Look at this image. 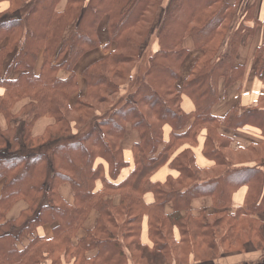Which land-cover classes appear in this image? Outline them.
Here are the masks:
<instances>
[{
    "label": "trees",
    "instance_id": "trees-1",
    "mask_svg": "<svg viewBox=\"0 0 264 264\" xmlns=\"http://www.w3.org/2000/svg\"><path fill=\"white\" fill-rule=\"evenodd\" d=\"M9 1L10 7L0 11V87L5 89L0 116L8 122L6 128L0 126V264H62L63 259H74L75 264H164L172 259L182 264L191 254L195 260L211 259L228 225L249 232L246 225L237 227L226 219L225 210L191 213L193 199L205 195L217 206H229L240 178L237 171L201 169L190 148L174 155L183 144H195L206 127L203 154L215 161L213 167L229 166L223 153L229 139L219 127L259 123V108L225 117L211 114L221 83L232 86L244 71L236 57L249 29L234 24L231 6L224 0H175L162 14L164 0ZM158 23V47L142 82L131 98L114 107ZM188 37L204 53L180 84ZM100 48L101 55L78 75L81 58ZM13 49V63L3 75L5 58ZM40 54L43 64L37 74ZM13 69L21 71L15 79L8 77ZM183 93L194 102V112L182 109ZM20 103L22 108L14 112ZM42 117L52 122L34 135ZM164 125L174 129L168 141ZM187 125L186 131L175 132ZM128 130L138 136L136 168L116 182L128 166L123 155ZM253 150L264 154V145L255 144ZM98 159L108 164L109 180ZM251 159L264 165L263 157ZM168 162L179 176L153 183V170ZM99 179L104 187L95 191ZM226 182L232 183L226 188ZM63 183L70 185L74 205L61 196ZM249 189L246 213L258 211L264 201L262 177ZM148 192L155 197L150 204L143 199ZM19 200L27 203L26 209L18 218L7 219ZM169 202L173 211L167 214ZM92 211L98 213L95 226L78 236ZM145 217L152 246L141 242ZM46 223H57L53 238L34 236L26 247H18L22 237L33 236ZM91 250L97 252L89 257L86 252Z\"/></svg>",
    "mask_w": 264,
    "mask_h": 264
},
{
    "label": "crops",
    "instance_id": "crops-1",
    "mask_svg": "<svg viewBox=\"0 0 264 264\" xmlns=\"http://www.w3.org/2000/svg\"><path fill=\"white\" fill-rule=\"evenodd\" d=\"M175 0H173L172 4ZM233 9L236 14L234 24L241 23L246 29H249L248 34L245 35L244 41L241 44L237 57L236 64L242 66L243 75L241 79L225 88L223 83L220 85V98L217 103L212 107L211 114L216 117H225L234 111L241 112L250 108H259L261 111L258 113L259 123H245L238 127H226L221 125L219 132L223 133L229 139V145L225 150L224 155L227 162H231L229 166L222 164V168L213 167L215 161L209 160L203 154V148L207 137V128H202L198 135L195 144L185 143L174 155L179 153L185 148L193 150L196 156V165L208 170L210 173L212 169L217 171H229L240 176L237 180V188L234 189L232 195V201L229 206L220 207L214 204V200L210 196L195 197L191 204V213L199 215L202 212L209 213L210 215L218 214L221 211H226L229 215L226 219L233 221L232 224H244L249 229L247 231H238L230 229V225L227 226V230L223 232L224 241L222 246L214 249V255L209 260H195L194 255L191 254L187 258L186 262L182 264H264V201L261 202L260 209L252 213H246V202L250 195L249 186L252 185L256 177L261 176L263 179L264 189V165H259L251 158H264V154L259 151H254L253 146L255 144L264 145V0H224ZM170 0H164V9L162 14L167 12L172 4ZM10 7L9 0H0V11H5ZM105 25H102L100 31V38L104 44L106 41ZM154 31V30H153ZM155 32L151 33V43L154 45V52L158 47V40L155 41ZM153 41V42H152ZM7 41L3 42L5 45ZM184 46L187 48L188 53L181 64L182 79H185L191 72L192 68L196 64L197 60L202 57L203 50L197 49L194 45L191 37H188L184 41ZM103 49L91 51L85 54L76 66L78 75L89 65L95 58L101 55ZM16 50L13 49L9 52L4 61L3 75L6 74L8 67L13 63ZM43 64V55L40 54L35 66V72L40 73ZM21 71L12 70L8 76L11 79H15L19 76ZM123 91V90H122ZM121 91V93H123ZM5 93V89L0 87V96ZM120 93V94H121ZM22 103L14 112L19 111L22 108ZM181 107L186 112H194L196 106L191 98L184 94L182 95ZM52 119L48 117H42L35 123L33 134H41L45 128L51 124ZM8 125L4 116H0V126L6 128ZM187 125L184 129L175 131L182 133L188 129ZM174 129L170 125H164L163 134L166 141H168L173 134ZM231 138V139H230ZM138 140V136L132 130H128L123 142V155L128 162V166L125 167L118 177L120 182L127 178L133 170L136 168V155L134 151V145ZM248 147V148H247ZM250 147V148H249ZM97 163H102L104 166V177L109 180L110 175L108 171V164L101 159L97 160ZM179 172L170 167L169 162L157 167L151 173V181L153 183H165L169 177L177 178ZM232 183V182H231ZM230 182H226L225 187L231 185ZM104 187L103 179H99L96 182L95 191H102ZM59 192L63 199L70 205H74V195L69 184L63 183L59 187ZM144 201L147 204L154 202V194L148 192L144 195ZM27 203L23 200L17 201L13 207L7 213V219H16L21 212L26 209ZM173 211V204L167 203L165 206V212L170 214ZM241 215H239V212ZM98 213L92 211L89 218L85 222L83 229L78 233V236H84L86 229H91L96 224ZM57 223H46L38 226L33 232V236L22 237L17 243L20 249L26 247L29 244L32 237H44L53 238L54 228ZM253 225V226H251ZM251 226V227H249ZM236 227V228H237ZM243 228V227H242ZM175 237L179 239V230L174 228ZM141 242L143 244L152 246V242L149 238V225L148 217H145L142 222L141 230ZM97 250L87 251L86 254L92 257L96 254ZM49 261L47 264H50ZM62 264H75L74 259H63ZM164 264H176L174 260L170 259Z\"/></svg>",
    "mask_w": 264,
    "mask_h": 264
},
{
    "label": "rangeland",
    "instance_id": "rangeland-1",
    "mask_svg": "<svg viewBox=\"0 0 264 264\" xmlns=\"http://www.w3.org/2000/svg\"><path fill=\"white\" fill-rule=\"evenodd\" d=\"M172 4L173 0H170ZM165 6V5H164ZM166 14H164L165 17ZM160 23L154 26L155 32V41L159 39L160 33ZM153 31V32H154ZM153 42V41H152ZM154 43H151V34L148 36L147 42L142 46L140 58L133 64L131 77L130 79L123 84L120 90H123L121 94L114 98V107H118L124 103L127 99L132 97V93L138 88L139 84L142 82V79L149 68L150 59L154 55ZM130 69V68H129ZM182 77V74H181ZM182 79V78H181Z\"/></svg>",
    "mask_w": 264,
    "mask_h": 264
}]
</instances>
